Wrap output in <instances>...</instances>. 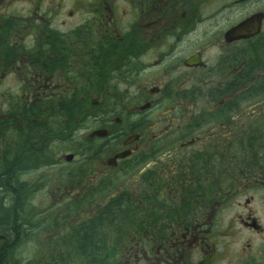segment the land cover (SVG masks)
<instances>
[{"label":"flooded vegetation","instance_id":"1","mask_svg":"<svg viewBox=\"0 0 264 264\" xmlns=\"http://www.w3.org/2000/svg\"><path fill=\"white\" fill-rule=\"evenodd\" d=\"M0 264H264V0H0Z\"/></svg>","mask_w":264,"mask_h":264},{"label":"bare ground","instance_id":"2","mask_svg":"<svg viewBox=\"0 0 264 264\" xmlns=\"http://www.w3.org/2000/svg\"><path fill=\"white\" fill-rule=\"evenodd\" d=\"M11 209V208H10Z\"/></svg>","mask_w":264,"mask_h":264}]
</instances>
